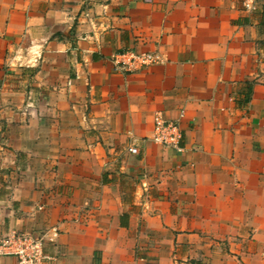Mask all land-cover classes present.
<instances>
[{
    "label": "crops",
    "instance_id": "1",
    "mask_svg": "<svg viewBox=\"0 0 264 264\" xmlns=\"http://www.w3.org/2000/svg\"><path fill=\"white\" fill-rule=\"evenodd\" d=\"M243 1L0 0V236L57 229L48 264H264V6ZM156 113L181 150L148 140Z\"/></svg>",
    "mask_w": 264,
    "mask_h": 264
},
{
    "label": "built area",
    "instance_id": "2",
    "mask_svg": "<svg viewBox=\"0 0 264 264\" xmlns=\"http://www.w3.org/2000/svg\"><path fill=\"white\" fill-rule=\"evenodd\" d=\"M260 0H244L242 7L246 12L256 10ZM264 6V0H261ZM112 64L125 72H136L142 68L163 63V60L154 53H134L125 51L111 58ZM182 117V115H180ZM182 132L177 121L164 120L161 113L154 116V130L148 140L157 144L181 150L180 141ZM129 152L135 154L137 150L130 148ZM58 235L57 229L35 236L26 232H14L0 236V257L12 256L18 264H48L51 257L48 256L45 244Z\"/></svg>",
    "mask_w": 264,
    "mask_h": 264
}]
</instances>
